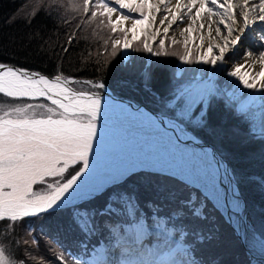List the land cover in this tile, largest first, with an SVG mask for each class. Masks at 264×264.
I'll return each instance as SVG.
<instances>
[{
  "label": "snow or ice",
  "instance_id": "snow-or-ice-1",
  "mask_svg": "<svg viewBox=\"0 0 264 264\" xmlns=\"http://www.w3.org/2000/svg\"><path fill=\"white\" fill-rule=\"evenodd\" d=\"M111 4L117 5L119 12ZM70 10L84 18L77 30L86 22L96 28L106 27L114 34L119 31L123 41H113V58L117 55V46L123 44L122 51H143L155 57H177L185 65L210 66L208 79L204 82L203 77H194L192 81L178 82L163 99L157 97L162 111L156 115L135 104L116 105V110L112 111L111 101H106L101 123V93L75 91L69 85L86 83L104 90L103 81H76L63 74L50 78L24 67L0 63V94L15 100L43 98L52 105L27 103L7 110L0 108V231L10 232L26 217L64 213L67 229L82 236L80 248L84 254L91 253L90 259L74 261V264H205L204 260L193 256L195 247L177 245L162 256L156 250L149 251L142 243L148 232L142 221L137 222V192L116 189L135 172L149 170L164 178L177 179L203 197L199 199L190 192L186 200L180 201V207L171 212L169 222L189 214L192 218L206 220V202L213 201L214 207L223 206L230 212L229 223L240 241L247 244L251 233L264 255V231L257 235L243 223L241 176L225 166L221 152H188L186 143L198 144L199 141L185 127H206L210 102L223 99L225 106L233 109L247 125L243 138L264 141V79H258L264 77V0H175V3L172 0H81L79 3L70 0ZM158 16L159 25L167 22V26L162 32L157 26L146 35L142 48H132L129 32L134 33L137 25H143L149 18L150 24L156 25ZM64 19L65 23H71ZM127 21L131 22V28L121 26ZM178 24H186L180 29L184 37L183 54L165 50L169 29ZM197 24L201 30L207 28V52L216 50L218 54L201 53L193 58L190 34ZM222 28L226 35L222 34ZM132 39H136L135 35ZM196 39L191 37L193 43ZM198 39L199 48H203V31ZM76 40L73 32L61 51L67 53ZM149 40L158 41L159 50L154 51ZM242 40L251 49L245 52V63L259 64L260 71L242 74L244 65L227 71V60L237 54ZM104 43L107 45L108 41ZM171 43L181 41L173 36ZM104 63L107 65V61ZM159 63H145L135 70L145 86L153 79V65ZM217 73L233 78L231 83L235 87L242 86L259 95L251 94L247 100L238 102L235 92L221 91L216 86ZM194 82H197L195 87ZM227 134L223 127L215 130V135ZM232 135L241 133L233 130ZM76 165H81L78 170ZM248 180L264 187V176H249ZM109 189L110 198L103 205L89 206ZM156 191L164 199H175V193L166 190L164 185L158 186ZM112 196L116 199H111ZM160 210L155 208L156 213ZM157 227L165 237L171 235L160 224ZM188 234L197 243L212 238L201 230L180 232L182 236ZM101 239L104 243L97 248ZM173 251L183 253L184 258L173 259ZM0 264H23V261H13L0 242Z\"/></svg>",
  "mask_w": 264,
  "mask_h": 264
},
{
  "label": "trees",
  "instance_id": "trees-1",
  "mask_svg": "<svg viewBox=\"0 0 264 264\" xmlns=\"http://www.w3.org/2000/svg\"><path fill=\"white\" fill-rule=\"evenodd\" d=\"M65 17L71 21L70 24L65 23ZM83 20L60 0H55V3L53 0H0V61H11L49 73L65 70L66 73L82 76L99 75L110 65L102 49L106 46L103 39L109 37L110 33L103 35V26L96 28L86 22L77 30V25ZM73 32L77 40L64 53L61 48ZM104 61H107V65ZM241 156L245 158L249 155ZM256 164L254 174L260 177L263 175L259 168L262 165ZM251 166L245 170L251 171ZM140 185L143 189V185ZM19 230L17 235L3 231L4 237H10L7 238L9 246L23 243L24 238L28 241L24 247L37 253L38 246L29 240L30 235H25V228Z\"/></svg>",
  "mask_w": 264,
  "mask_h": 264
},
{
  "label": "bare ground",
  "instance_id": "bare-ground-1",
  "mask_svg": "<svg viewBox=\"0 0 264 264\" xmlns=\"http://www.w3.org/2000/svg\"><path fill=\"white\" fill-rule=\"evenodd\" d=\"M172 2L175 3V0H172ZM116 14L117 13H114L113 15L116 17ZM216 19L217 18L213 17V20H216ZM126 23L131 28V22L130 21H127ZM142 26H143V30H145L147 32V35H150L151 31H155L156 30V27L157 26L160 27L161 32H162L163 27L167 26V22L165 23V25H162V26L159 25V16H158L157 17V24L155 25V28L152 29V25L150 24V18H149V20H146L145 23H144V25H142ZM185 26H186V24L173 25L172 28L169 29V36H173V35H175L176 37L181 36L180 35V29H182ZM140 31H141V26L140 25H137L134 34L131 35V32H129V40L131 41V43H132V36L135 35V34H137L135 37L136 38L139 37ZM201 31H203V34L205 36V41H204L205 47H204V53L203 54H207L208 53L207 52L208 36H207V28L206 27H205V29L201 30V29H199V25L198 24L195 25L194 26V31L190 34V41H191V37H197V39H198V36H199V34H200ZM222 34L226 35V30L223 29V28H222ZM150 41L151 40H149L148 42H150ZM132 48H133V45H132ZM130 51L131 50L124 51L125 52V55H128ZM244 56L241 59L242 60L241 62H243L241 65H244V67H242V68H245V69H248V70L252 69L251 70V73H253L254 71H260V65L259 64L255 65V66H251L250 63H245ZM258 79H264V77H261V78H258ZM192 144H194V143H192ZM194 145H198V144H194ZM223 189H224V186H222V190ZM248 226H250V225L248 224Z\"/></svg>",
  "mask_w": 264,
  "mask_h": 264
},
{
  "label": "rangeland",
  "instance_id": "rangeland-1",
  "mask_svg": "<svg viewBox=\"0 0 264 264\" xmlns=\"http://www.w3.org/2000/svg\"><path fill=\"white\" fill-rule=\"evenodd\" d=\"M61 1V3L62 4H64V5H67V6H70V0H60ZM76 2L77 3H79L80 2V0H76ZM144 25V24H143ZM92 27H94V24H92ZM202 51H203V48L202 49H200V50H198V54H201L202 53ZM200 52V53H199ZM197 54V55H198ZM109 55H111L112 56V53H110ZM121 56H123L121 53H119V51L117 52V55H116V57L115 58H113V57H105V59H109V60H107V61H110V65H109V67L107 68V70L108 69H110V70H113L115 73H117V72H122V74H126V72L125 71H121L120 70V68H119V60H121L122 59V57ZM168 75H165L163 78H162V81H160V82H158L156 85H157V87H159L161 90L162 89H164V82L166 83V82H168ZM235 94L237 95L238 93H236L235 92ZM250 94H255V95H259V93H253V91L252 90H250ZM24 104H26V103H23V102H19V104H17V105H19V106H23ZM32 104H34V105H36V104H42L41 102H35V103H32ZM16 104H13V107L14 106H17ZM48 105V104H47ZM49 106V105H48ZM9 107H8V105H7V109H8ZM38 111H43V109H38ZM231 126H233V127H235V125L233 124H229L226 128H227V136H228V138L230 139V140H235V139H241V141L243 142V144H245L246 143V139H244V138H239L238 136H236V135H232V131H233V128H231ZM245 135V134H244ZM244 137V136H243ZM222 148V147H221ZM262 150V152L264 153V149H261ZM242 152H245L247 155L249 154V151L245 148V149H243L242 150ZM250 152H257V150H251ZM138 188L139 189H141L142 190V187H141V185L139 184V186H138ZM25 241H27L26 239H24L23 238V242H25ZM25 244V243H24Z\"/></svg>",
  "mask_w": 264,
  "mask_h": 264
},
{
  "label": "water",
  "instance_id": "water-1",
  "mask_svg": "<svg viewBox=\"0 0 264 264\" xmlns=\"http://www.w3.org/2000/svg\"><path fill=\"white\" fill-rule=\"evenodd\" d=\"M5 64H7V65H9V66H15V65H12V64H9V63H5ZM15 67H18V66H15Z\"/></svg>",
  "mask_w": 264,
  "mask_h": 264
}]
</instances>
